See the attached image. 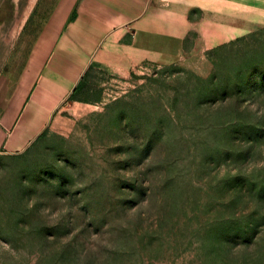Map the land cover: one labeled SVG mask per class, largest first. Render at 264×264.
<instances>
[{
  "label": "rangeland",
  "instance_id": "obj_1",
  "mask_svg": "<svg viewBox=\"0 0 264 264\" xmlns=\"http://www.w3.org/2000/svg\"><path fill=\"white\" fill-rule=\"evenodd\" d=\"M88 71L24 151L0 154V264H199L198 228L233 210L259 225L264 264V200L251 197L264 184V24L184 62ZM139 176L147 192L127 210L164 207L162 237L156 218L117 236L122 180Z\"/></svg>",
  "mask_w": 264,
  "mask_h": 264
},
{
  "label": "crops",
  "instance_id": "obj_2",
  "mask_svg": "<svg viewBox=\"0 0 264 264\" xmlns=\"http://www.w3.org/2000/svg\"><path fill=\"white\" fill-rule=\"evenodd\" d=\"M0 13V154H18L87 67L126 75L193 59L264 24V0H0Z\"/></svg>",
  "mask_w": 264,
  "mask_h": 264
},
{
  "label": "trees",
  "instance_id": "obj_3",
  "mask_svg": "<svg viewBox=\"0 0 264 264\" xmlns=\"http://www.w3.org/2000/svg\"><path fill=\"white\" fill-rule=\"evenodd\" d=\"M88 74L89 71L83 74L82 79L79 81L74 91L69 96L70 100L77 99L78 93L85 88V78H87ZM141 176L122 180L124 184L123 186H127V190L123 191L124 196L120 203L121 212L116 216L118 217L116 219L119 221V223L116 224V227L122 229V232H120L117 236L124 238H134L137 233L139 234V223L148 221L150 218H156V222L158 221L157 230L154 229L152 232L153 236L162 237L163 235V227L161 222L164 219L167 220L169 218V212H166L164 207L156 214L155 218L153 217L152 213L141 211L132 213L130 209L127 210L130 207H128L126 204L129 202H135L138 197L142 196V193L140 192H147L146 186L144 185L146 179ZM253 194L254 196H251L252 198L264 200V184ZM163 200L165 199L161 200L162 203L166 204V202ZM85 204L87 209L86 213H88L92 219L101 217L97 214L98 209H94L95 204L93 201H87ZM114 212L113 206L109 205V207L105 209L104 215H102V217L104 219L110 218L111 221L116 220L112 215ZM247 215H244V213H236L234 210L229 214H217V216H214L211 222L198 228V233L201 235L202 243L207 244V248L203 250L205 255L200 259L199 264L257 263V260L259 259L257 256L259 255L260 247V236L258 234L259 225L251 222L249 220L250 217H246ZM249 215L252 216V213ZM135 216L138 223H134L136 219ZM122 224H124V226H121ZM95 230H97L96 227Z\"/></svg>",
  "mask_w": 264,
  "mask_h": 264
}]
</instances>
